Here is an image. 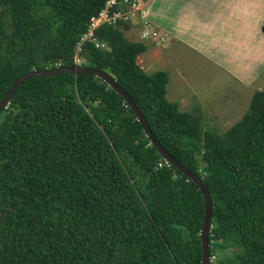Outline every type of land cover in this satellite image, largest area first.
Masks as SVG:
<instances>
[{
  "label": "trees",
  "instance_id": "trees-1",
  "mask_svg": "<svg viewBox=\"0 0 264 264\" xmlns=\"http://www.w3.org/2000/svg\"><path fill=\"white\" fill-rule=\"evenodd\" d=\"M106 2L0 0V102L32 70L74 65ZM129 28L99 27L110 49L82 45L81 65L108 72L160 144L203 180L210 264H264V91L228 131L204 130L200 111L168 100V73L137 63L148 48ZM0 118V264H202V192L103 80L33 77Z\"/></svg>",
  "mask_w": 264,
  "mask_h": 264
},
{
  "label": "crops",
  "instance_id": "crops-1",
  "mask_svg": "<svg viewBox=\"0 0 264 264\" xmlns=\"http://www.w3.org/2000/svg\"><path fill=\"white\" fill-rule=\"evenodd\" d=\"M149 19L171 34L165 46L170 54L189 49L244 89L264 76V0H153ZM180 77L187 83L183 70ZM178 104L184 111L180 99Z\"/></svg>",
  "mask_w": 264,
  "mask_h": 264
},
{
  "label": "rangeland",
  "instance_id": "rangeland-1",
  "mask_svg": "<svg viewBox=\"0 0 264 264\" xmlns=\"http://www.w3.org/2000/svg\"><path fill=\"white\" fill-rule=\"evenodd\" d=\"M151 1L153 3V0ZM132 19L134 22L137 21L135 17ZM136 26L127 31L126 36L139 41V28L137 30ZM151 26L165 36V41L156 43L150 39L146 40L144 43L149 48L147 47V52L137 58V63L149 74L168 69L170 77L168 100L179 103L180 99L184 111H200L203 116L204 130H215L220 134L228 131L246 114L250 106V98L257 91L264 90V76L247 89L239 87L236 84L237 81L225 74L226 72L219 74L215 66L204 64L189 49L170 54L171 50L166 51L165 46H168L171 34L160 26L155 24ZM153 43L155 46L151 47ZM150 57L151 64L148 60ZM166 59L173 64V69L169 67L172 65L167 64ZM182 70L187 83H184L180 77ZM235 252V249L227 248L221 253L233 256Z\"/></svg>",
  "mask_w": 264,
  "mask_h": 264
},
{
  "label": "water",
  "instance_id": "water-1",
  "mask_svg": "<svg viewBox=\"0 0 264 264\" xmlns=\"http://www.w3.org/2000/svg\"><path fill=\"white\" fill-rule=\"evenodd\" d=\"M63 73H69L72 75H84L91 74L95 77L103 80L110 88L115 90L118 94H120L125 103L130 107L133 111L136 119L140 122L143 127V131L146 136L149 138L150 143L157 149L158 153L162 156V158L170 165L176 167L182 174L190 178L193 182L197 184L199 190L202 192L205 200V213L203 219V228L201 232V241H202V264H210V230H211V218L213 212V199L212 196L204 184L203 180L198 176V174L194 173L192 170L188 169L184 165H182L179 161L176 160L157 140L155 134L153 133L147 119L145 118L142 111L136 106L131 96L116 82V80L106 71L99 70L93 67H84L82 65H71V66H59L54 69L47 70H32L17 80L11 85L6 95L0 102V113L7 107L9 104L13 94L20 86L21 83L31 79L33 77L39 76H54Z\"/></svg>",
  "mask_w": 264,
  "mask_h": 264
},
{
  "label": "built area",
  "instance_id": "built-area-1",
  "mask_svg": "<svg viewBox=\"0 0 264 264\" xmlns=\"http://www.w3.org/2000/svg\"><path fill=\"white\" fill-rule=\"evenodd\" d=\"M151 5V0H107L100 13L91 17L88 30L81 36L76 49L75 64L81 65L79 52L84 44L90 42L95 43L97 47L110 49L107 44L98 41L95 36V31L104 25L128 24L129 30L138 25L140 27V41L145 42L149 39L156 43L165 41V36L151 27L152 24L149 19ZM132 17H135L137 21L134 22Z\"/></svg>",
  "mask_w": 264,
  "mask_h": 264
}]
</instances>
